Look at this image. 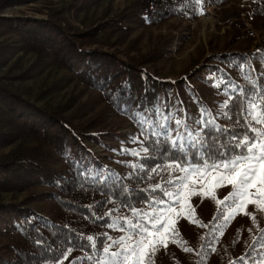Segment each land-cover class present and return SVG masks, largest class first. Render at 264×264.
<instances>
[{"label":"trees","instance_id":"trees-1","mask_svg":"<svg viewBox=\"0 0 264 264\" xmlns=\"http://www.w3.org/2000/svg\"><path fill=\"white\" fill-rule=\"evenodd\" d=\"M32 1L34 0H0V10ZM226 1L211 0L215 5ZM138 6L145 14L146 23L152 26L177 15L196 16L198 3L197 0H138ZM251 12L254 18L264 16V0H254ZM57 14L59 11L48 14L45 19L34 16L13 19L0 15V21L5 22L8 29L15 32L21 50L35 53L34 65H38L47 57L52 58L59 66L73 71L81 83L101 91L103 99L114 109L132 115L137 105L148 108L159 101L161 92L168 88L169 82L151 76L142 67V64L157 58L158 55L140 57L139 60H135L131 55L132 52H139L138 43L142 34L130 37L131 33L127 27L115 23L72 29L70 34L62 33L60 38H56L52 32L58 31L59 28L54 22V16ZM84 44L91 47L84 49ZM254 46L256 51L264 53V37ZM73 59H76L81 67L74 69ZM218 63L220 62L210 65L217 67ZM235 63L232 64L228 58L224 67L219 65L226 71L225 74L212 71L219 85L225 83L227 76L237 68ZM261 73H264V70ZM260 77L261 75L257 78V87L264 84V79ZM251 87L252 85L246 88ZM195 90L197 92V89ZM0 91L11 102L6 113L0 108V148L10 146L20 139L30 138L37 142L32 146L16 144L5 153H0V192L26 189L35 177L42 176L54 187V190L49 192V197L55 205L54 219L47 220L33 210L23 209L20 203L0 202V264H54L64 258L69 248L72 251L91 253L88 247L90 242L81 239V236H98L101 239L96 241L97 247L105 245L107 239L104 234L107 233L106 227L111 223L112 217H115L117 212L130 211L128 207L123 206L128 201L123 196L115 197L113 193L122 192L127 187L131 196L157 183H162L169 191L174 190L166 183L171 170L166 169L164 165L168 164L169 160L157 151V148L163 145H156L155 138H152L153 143L147 146L149 155L156 159L145 163L144 153L139 156L131 155L127 162V179L121 178L119 187L108 185L109 190L106 191L105 186L99 183L98 176H88L84 173L86 162L78 158L83 141L101 134L92 130L91 120L75 118L66 103L52 107L37 106L3 84H0ZM229 95L235 99L224 112L232 119L223 116L220 125L242 137L246 131L243 127L246 113L242 114L241 108L247 101L237 95V91H232ZM113 96L118 98V104L113 102ZM253 126L261 127L255 124ZM145 135H148V132H145ZM224 138L221 136L222 141ZM70 146L75 151L74 155L65 154L64 171L54 169L50 164L53 153H66ZM136 163H143L145 171L134 170L131 165ZM157 164L161 165L160 169L152 173L151 169ZM179 175L182 173H172V176ZM230 191L232 189L222 197H217L223 200ZM150 198L167 200L159 190L155 193L149 190L143 194L142 199L132 200L131 203L137 207L146 204V200ZM210 200L212 207L207 213V220L202 224L199 213L194 208L189 210V216L197 221L192 225L193 229L195 228L194 234L187 238V241L192 243L193 259L198 264H260L264 257L261 255L264 253V247L257 244L253 250L250 245L253 237L259 235V230H264V211L260 212V219H256L258 227L251 223L243 232L239 233L237 227L238 230L235 228L234 232L226 236L225 230L230 227V223L229 219L225 220V209L231 204H218L212 196ZM111 209L116 211L109 217L106 214ZM249 229L252 231L249 232ZM179 238L183 240V237ZM240 257H244V260H240Z\"/></svg>","mask_w":264,"mask_h":264},{"label":"rangeland","instance_id":"rangeland-1","mask_svg":"<svg viewBox=\"0 0 264 264\" xmlns=\"http://www.w3.org/2000/svg\"><path fill=\"white\" fill-rule=\"evenodd\" d=\"M253 2L254 0H227L221 5H215L211 0H197L196 16L177 15L152 26L146 23L145 14L140 10L138 0H34L5 7L0 10V15L13 19L30 16L45 19L48 14L59 11V14L54 16V22L59 28L58 31L52 32L56 38H60L62 33L70 34L72 29H85L96 24L108 26L115 23L127 27L131 33L130 37L142 34L138 43L139 52H132L131 55L135 60L148 55H158L157 58L142 64V67L151 76L169 82L168 88L161 92L159 101L148 108L155 105L162 108L167 115L168 109L160 102L170 104L174 113L172 127L175 128V120L185 117L190 121L195 120L200 116L201 108L211 111L213 116L217 112H224L219 106L230 92L237 91L232 85H237V88L244 85L245 88L249 87L251 84L244 76L248 75L250 79L257 81L261 75L264 70V53L256 51L254 45L264 37V16L260 18L252 16ZM78 8L80 10H77ZM248 24L259 32L258 37L248 33L246 30ZM89 47L91 45L82 46L84 49ZM228 58L232 64L236 62L237 68L227 76L225 83L217 88V79L212 71L225 74L226 71L219 65L224 67ZM34 60L35 53L21 50L15 32L8 29L5 22L0 21V84L37 106L52 107L66 103L75 118L91 120L92 130L101 134L83 141L78 158L86 162L84 173L93 177L99 174L102 177L110 170L127 179L129 175L127 162L131 154L122 153L121 149H136L143 154L142 144L132 142L140 134V127L136 121L130 114L114 109L103 99L101 91L81 83L73 71L59 66L52 58L47 57L38 65L33 64ZM73 62L74 69L81 67L76 59H73ZM217 62H220L217 67L210 65ZM10 105L11 102L0 91V108L4 113ZM181 107L183 111H177ZM222 118L223 115L217 119L219 125ZM179 131L184 132L185 129L180 128ZM192 131H196L195 127ZM16 144L32 146L37 142L30 138L16 140L14 144L0 148V153H5ZM74 151L70 146L66 153L54 152L50 160L51 166L63 172L65 154L74 155ZM203 184L205 191L215 192L216 196L221 197L231 189L216 188L214 175L209 176ZM195 187L199 189L201 185L197 183ZM53 190L54 187L44 177L37 176L26 189L0 192V202L20 203L23 209L33 210L47 220H53L55 205L49 197V192ZM210 199L211 195L188 197L185 193L181 196L179 204H172L175 211L171 212L168 222L169 224L176 222L179 236L172 239L180 242H169L167 249L161 247L154 257V264H198L191 252L184 251V248L192 247L187 238L192 236L195 230L192 225L196 220L189 216V210L194 208L202 218L201 224L204 223L212 207ZM233 207L234 205H230L225 209L227 212L225 216H229ZM137 208L150 211L147 204H141ZM247 211L254 213L256 219H260L261 211H256L252 204L247 205ZM130 215V211L117 212L111 222L118 217ZM251 220L243 211L237 212L228 220L230 227L225 230L226 236L237 227L239 233L243 232L253 223ZM106 232L113 239L124 235L118 228L112 229L108 226ZM179 237H183V240ZM109 242L107 240L105 245ZM112 251H116V247H113ZM84 254L82 251H71L67 259L63 258L60 261H63V264H72L75 258ZM60 261L54 264H59ZM82 264L92 262L84 260ZM260 264H264V257Z\"/></svg>","mask_w":264,"mask_h":264},{"label":"snow or ice","instance_id":"snow-or-ice-1","mask_svg":"<svg viewBox=\"0 0 264 264\" xmlns=\"http://www.w3.org/2000/svg\"><path fill=\"white\" fill-rule=\"evenodd\" d=\"M244 78L252 85L251 88H237V85H232V88L237 90V95L244 97L247 101L246 105L241 108V113H246L243 125L246 131L242 137H238L235 131L229 132V128L217 123V119L221 115L226 119H232L227 112H217L213 116L211 111L201 108L198 118L191 121L188 117L177 119L175 128H173L174 113L171 111L170 104L160 102L164 108L168 109L167 115L164 114L162 108L155 105L151 108L137 105L131 118L139 125L140 134L132 142L145 144L142 149L145 163L156 159L149 155L147 146L153 143L152 138H155L156 145H163V147L157 148V151L169 160V163L164 165L166 169L171 170L166 183L174 190L169 191L162 183H157L131 196L127 187L122 192L113 193L115 197L123 196L128 201L123 206L130 209L131 215L114 219L108 224V227L118 228L124 235L113 239L105 233L104 237L110 242L101 247H97L96 243L98 239H101L100 237L81 236V239L90 242L88 247L92 254L85 253L83 256L75 258L72 264H82L84 260H88L92 264H154V257L161 247L167 249L169 242H180L172 239L179 236L176 222L169 224L168 221L171 212L175 211L172 204H179L181 196L185 193L188 197L211 195L218 204L227 202L234 205L232 212L225 217V220L234 217L237 212L243 211L258 227L256 216L247 211V205L252 204L256 211H264V206H262V202H264V84L257 87L256 80H251L248 75H245ZM260 78L264 79V73H261ZM219 86V84L216 85L217 88ZM225 94H227L226 89ZM234 99V96L229 95L228 99L220 104V109L229 108ZM113 102L119 103L116 96H113ZM182 103L181 101L180 104L182 105ZM177 111H183L182 107ZM254 124L261 127H255ZM193 127L196 129L195 132L192 131ZM180 128L185 131H179ZM145 132H148V135H145ZM173 133L175 134L173 135ZM221 136L225 137L223 141ZM140 137L143 139L141 140ZM121 152H130L133 156L140 155L136 149L122 148ZM131 167L134 170L145 171L143 163H136ZM160 167L161 165L157 164L151 169V172H158ZM173 172L182 173V175L172 176ZM213 175L216 188L231 187L232 189L227 196L223 197V200H220L215 192L210 193L204 190L203 182ZM97 176L99 183L105 186L106 191L109 190L108 185L119 187L121 177L118 174L109 170L106 175L101 177L97 174ZM197 183L201 185L199 189L195 187ZM149 190L152 193L159 190L167 200L156 198L146 200L150 211L137 208L131 203L132 200L142 199L143 194ZM113 211L116 209L109 210L106 215L111 217ZM251 231L252 229H249V232ZM36 243L39 244L41 241H36ZM257 244L264 247V230H259V235L253 237L250 247L255 250ZM113 247H116V251H112ZM212 250L215 251L214 248ZM71 251L72 249L69 248L65 252V259ZM184 251L191 252L192 249L186 247ZM261 255L264 256V253ZM240 260H244V257H240ZM59 264H63V261H60Z\"/></svg>","mask_w":264,"mask_h":264},{"label":"built area","instance_id":"built-area-1","mask_svg":"<svg viewBox=\"0 0 264 264\" xmlns=\"http://www.w3.org/2000/svg\"><path fill=\"white\" fill-rule=\"evenodd\" d=\"M246 30H248V33L251 36L258 37V35H259V32L256 31L254 28H252V26L250 24H248V28L246 27Z\"/></svg>","mask_w":264,"mask_h":264},{"label":"bare ground","instance_id":"bare-ground-1","mask_svg":"<svg viewBox=\"0 0 264 264\" xmlns=\"http://www.w3.org/2000/svg\"><path fill=\"white\" fill-rule=\"evenodd\" d=\"M204 11H206L205 9H204ZM207 12V11H206Z\"/></svg>","mask_w":264,"mask_h":264}]
</instances>
